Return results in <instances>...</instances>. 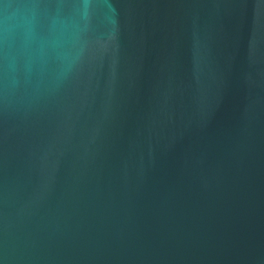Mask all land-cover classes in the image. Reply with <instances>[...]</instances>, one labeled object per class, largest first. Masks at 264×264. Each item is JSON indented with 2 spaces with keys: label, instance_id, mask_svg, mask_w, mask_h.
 <instances>
[{
  "label": "water",
  "instance_id": "1",
  "mask_svg": "<svg viewBox=\"0 0 264 264\" xmlns=\"http://www.w3.org/2000/svg\"><path fill=\"white\" fill-rule=\"evenodd\" d=\"M0 264H264V0H0Z\"/></svg>",
  "mask_w": 264,
  "mask_h": 264
}]
</instances>
